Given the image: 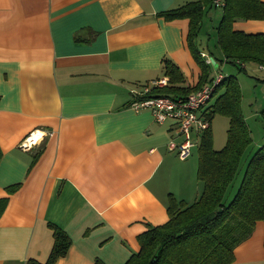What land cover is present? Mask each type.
Segmentation results:
<instances>
[{
    "label": "crops",
    "instance_id": "obj_1",
    "mask_svg": "<svg viewBox=\"0 0 264 264\" xmlns=\"http://www.w3.org/2000/svg\"><path fill=\"white\" fill-rule=\"evenodd\" d=\"M189 1L0 0V198H8L0 264L44 262L49 223L72 239L56 264H123L140 249L141 233L168 220L171 196L186 204L199 198L192 150L182 159L169 146L182 140L176 123L129 107L143 86L169 80L165 59L182 72L180 85L198 83L189 19L158 15ZM234 28L264 32V20ZM36 129L42 141L20 148ZM232 264H264L263 221L235 248Z\"/></svg>",
    "mask_w": 264,
    "mask_h": 264
},
{
    "label": "trees",
    "instance_id": "obj_2",
    "mask_svg": "<svg viewBox=\"0 0 264 264\" xmlns=\"http://www.w3.org/2000/svg\"><path fill=\"white\" fill-rule=\"evenodd\" d=\"M215 0H192L158 13L166 20L189 19L187 42L201 68L194 86H182L184 76L177 65L165 59L163 71L169 85L153 88L160 95L185 96L210 81L212 66L206 63L199 45L203 18ZM217 26L221 62L247 72V64L264 68V32L248 33L234 28L238 20H264V0H223ZM219 67V65H218ZM217 67V68H218ZM213 103L204 111L210 126L198 144L197 178L203 183L199 198L186 204L170 197L168 220L150 226L138 236L140 249L123 264H232L235 248L249 238L257 221L264 222V145L251 152L252 134L242 109V92L235 75H225L216 88ZM216 114L229 118L227 142L221 149L213 145L211 121ZM264 120V109L260 112ZM33 158L32 165L38 158ZM2 150L0 148V159ZM18 185L8 187L14 192ZM7 197L0 198V216ZM53 244L44 262L29 259L27 264H56L72 243L66 231L49 223ZM94 264H108L96 258Z\"/></svg>",
    "mask_w": 264,
    "mask_h": 264
},
{
    "label": "built area",
    "instance_id": "obj_3",
    "mask_svg": "<svg viewBox=\"0 0 264 264\" xmlns=\"http://www.w3.org/2000/svg\"><path fill=\"white\" fill-rule=\"evenodd\" d=\"M215 5L221 7L223 0H215ZM205 61L212 67L216 63L211 56H207ZM223 79L224 73L217 71L210 81L201 87L185 96L173 97L153 92V88L164 87L169 84L168 78H159L151 84L143 86L141 91L135 93L129 107L135 111L149 109L155 120L160 123L168 120L174 121L182 140L179 143L171 140L169 146L176 150L179 157L185 159L191 154V150L196 144L194 133L200 138L201 133L210 126L204 111L211 103L216 88ZM44 135L43 130H33L19 142V147L23 150H30L42 141Z\"/></svg>",
    "mask_w": 264,
    "mask_h": 264
},
{
    "label": "rangeland",
    "instance_id": "obj_4",
    "mask_svg": "<svg viewBox=\"0 0 264 264\" xmlns=\"http://www.w3.org/2000/svg\"><path fill=\"white\" fill-rule=\"evenodd\" d=\"M217 8L215 9L217 10ZM218 10L219 12L217 11L214 16L215 10L210 15L206 14L204 16V24L198 38L201 39V47L216 61L212 67V75H215L217 71H221L225 75H235L238 79L242 92V109L253 139L252 152L264 145V120L260 117V112L264 109V69H261L256 63H249L245 73L234 64L221 62L222 54L217 44V26L220 22L221 10L220 8ZM217 95L218 92L215 93L211 103ZM228 127L229 118L227 116L216 114L213 117L211 132L213 145L216 149H221L227 142ZM198 156V145H196L192 148V155L188 160L195 157L198 162Z\"/></svg>",
    "mask_w": 264,
    "mask_h": 264
}]
</instances>
